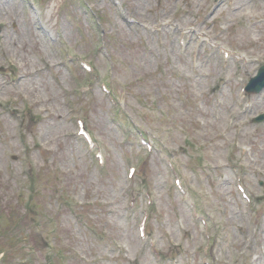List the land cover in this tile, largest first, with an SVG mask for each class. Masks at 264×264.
<instances>
[{
  "label": "rangeland",
  "instance_id": "1",
  "mask_svg": "<svg viewBox=\"0 0 264 264\" xmlns=\"http://www.w3.org/2000/svg\"><path fill=\"white\" fill-rule=\"evenodd\" d=\"M263 64L264 0H0V264H264Z\"/></svg>",
  "mask_w": 264,
  "mask_h": 264
},
{
  "label": "water",
  "instance_id": "2",
  "mask_svg": "<svg viewBox=\"0 0 264 264\" xmlns=\"http://www.w3.org/2000/svg\"><path fill=\"white\" fill-rule=\"evenodd\" d=\"M263 88H264V66L260 68L258 75L251 79L250 83L247 85V90L250 92H259Z\"/></svg>",
  "mask_w": 264,
  "mask_h": 264
}]
</instances>
